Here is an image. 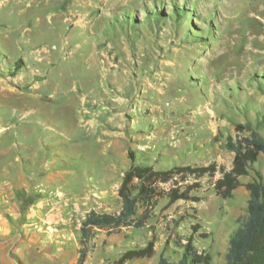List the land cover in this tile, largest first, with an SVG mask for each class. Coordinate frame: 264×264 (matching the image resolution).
I'll use <instances>...</instances> for the list:
<instances>
[{
	"label": "rangeland",
	"instance_id": "obj_1",
	"mask_svg": "<svg viewBox=\"0 0 264 264\" xmlns=\"http://www.w3.org/2000/svg\"><path fill=\"white\" fill-rule=\"evenodd\" d=\"M246 122L264 136V0H0L2 264H77L82 221L120 207L133 161L229 169L227 137ZM255 171L264 155L227 199L219 171L190 177L201 202L163 198L142 228L95 229L85 264H116L153 237L156 255L126 264H158L174 230L224 264ZM40 201L63 220L25 231Z\"/></svg>",
	"mask_w": 264,
	"mask_h": 264
},
{
	"label": "trees",
	"instance_id": "obj_2",
	"mask_svg": "<svg viewBox=\"0 0 264 264\" xmlns=\"http://www.w3.org/2000/svg\"><path fill=\"white\" fill-rule=\"evenodd\" d=\"M236 130L239 134L229 135L225 147L234 153L232 166L227 169L217 165H174L171 168H157L155 165L133 161L125 170L122 182L118 188L121 200L120 207L111 212L99 213L90 210L81 224L79 257L77 264H85L91 244L95 236V229L119 231L124 227L142 228L156 214V209L163 198L167 199L166 207L177 201L201 202L204 198L198 194L199 181L190 182L209 174L215 176L217 171L221 176L215 182V191L219 197L230 198L234 190L242 185L241 178L250 173L254 163L264 155V136L250 123H238ZM247 131L248 134H243ZM257 178L245 183L249 192L247 201V215L238 221V226L229 240L224 264H264V175L255 171ZM178 215L172 217L174 227L180 226L186 217ZM198 224L193 225L197 231ZM195 233L182 235L176 230L169 233L165 245L159 254L158 264H217L212 255L195 245ZM173 241L177 249L174 255H166L170 242ZM157 253L155 237L145 245L127 247L116 264H126L134 259L151 258Z\"/></svg>",
	"mask_w": 264,
	"mask_h": 264
},
{
	"label": "crops",
	"instance_id": "obj_3",
	"mask_svg": "<svg viewBox=\"0 0 264 264\" xmlns=\"http://www.w3.org/2000/svg\"><path fill=\"white\" fill-rule=\"evenodd\" d=\"M2 200V204L6 205V199H1ZM46 201H40L37 202L35 204V206H33V208H31L30 213L27 215L28 218V224H25V231L26 230H31L32 228H26V226H33V225H37L41 222H45L47 220H49L51 217H57V220H63V213H62V209L57 208L56 213H48L46 214V216L44 217V206ZM10 208H6L4 210H6L5 212L9 211ZM50 209H55V206H52ZM9 224L8 219L5 216H2L0 218V230H4V227ZM79 257V256H78ZM4 260L10 261L8 259V256L4 253V250L2 249L1 245H0V264H2V262Z\"/></svg>",
	"mask_w": 264,
	"mask_h": 264
},
{
	"label": "bare ground",
	"instance_id": "obj_4",
	"mask_svg": "<svg viewBox=\"0 0 264 264\" xmlns=\"http://www.w3.org/2000/svg\"><path fill=\"white\" fill-rule=\"evenodd\" d=\"M50 51V50H49ZM46 54V53H45ZM3 133H4V131H3Z\"/></svg>",
	"mask_w": 264,
	"mask_h": 264
}]
</instances>
